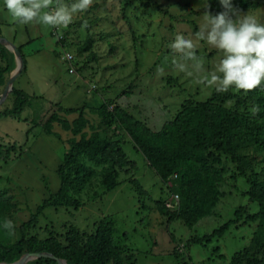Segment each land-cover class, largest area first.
<instances>
[{
  "label": "rangeland",
  "instance_id": "obj_1",
  "mask_svg": "<svg viewBox=\"0 0 264 264\" xmlns=\"http://www.w3.org/2000/svg\"><path fill=\"white\" fill-rule=\"evenodd\" d=\"M153 1L155 5L146 7L145 0H91L86 11L73 14L67 27H59L64 46L54 36L56 27L17 23L0 0L1 38L19 46L26 60V71L18 72L13 85L29 95L18 118H0V143L16 144L12 159L7 163L0 160V193L11 195L13 204L9 212L0 213L3 245L18 241L22 235L39 239L55 235L63 242L71 228L78 231L84 244L99 224H110L123 264H128V258L133 264H232V257L259 231V220L244 217L256 214L259 208L249 200V184L231 158L222 155L225 172L212 214L189 227L158 210L164 205L169 213L174 212L173 200L179 197L170 190L173 182L159 178L123 129L100 122L98 109L104 101H111L157 132L174 119L184 103L205 102L218 92L215 85L197 83L204 76L220 75L216 69L223 53L197 36L207 23V14L202 11L208 3L222 10L218 0ZM61 2L71 6L76 0ZM233 2L237 6V0ZM55 6L53 2L50 8ZM244 14L264 24V4L240 13ZM177 35L193 42L197 61L183 59L170 47ZM88 40L91 46L83 50ZM6 49L13 54V71L16 55ZM66 53L74 57V73L68 72V64L61 60ZM197 62L202 65L200 70L194 66ZM181 64L191 75L180 71ZM6 83L0 86V97ZM228 92L230 108L256 116L257 112H252L256 104L248 92L234 87ZM259 92L264 95L263 90ZM9 95L0 102V111L13 104ZM59 107L81 112L87 121L83 129L87 135L105 131L106 136L121 140L128 165L118 172L117 186L107 191L101 184L103 166L79 157V162L92 167L95 174L79 191L69 192L78 206L39 211L59 190L57 170L69 149V140L80 138L62 130L58 123L52 125L58 136L44 132L43 124L52 113L59 112ZM57 115L69 123L78 117L76 113ZM241 153L249 165L246 173L263 180L264 140L249 143ZM237 210L243 216L235 221ZM6 222L10 226L6 227ZM227 222L232 223L220 236L208 239L212 231ZM261 235L264 240V233ZM198 238L200 241L193 242ZM174 249L181 255L179 262Z\"/></svg>",
  "mask_w": 264,
  "mask_h": 264
},
{
  "label": "trees",
  "instance_id": "obj_2",
  "mask_svg": "<svg viewBox=\"0 0 264 264\" xmlns=\"http://www.w3.org/2000/svg\"><path fill=\"white\" fill-rule=\"evenodd\" d=\"M145 2L146 7L151 3L156 4L153 0H145ZM263 4L264 0H237V7L241 11L255 10ZM219 11L220 8L208 3L202 12L208 15V12L215 14ZM57 41L65 46L63 37L58 38ZM90 46L91 40L86 41L83 50H87ZM16 49L22 59L19 71V74H22L26 71V60L20 47ZM62 57V62L68 64ZM74 62L73 59V67ZM12 63L13 54L0 42V86H4L7 82ZM259 90L264 91V83L248 92L251 101L259 109L255 117L240 114L230 108L227 100L231 96L228 91L217 92L205 102L184 103L174 119L166 122L157 132L150 130L145 123L135 119L111 101H104L98 109V117L102 125H114L123 129L159 178L173 182L170 190L179 197L177 207L172 213H169L164 205H159L158 210L163 215L178 219L189 227L212 214L219 198L218 185L223 181L222 176L225 172L222 155L231 158L239 175L249 184L247 193L249 200L256 203L259 208L256 214L244 216L246 220H259V231L253 235L247 247L232 257V264H264V240L261 235L264 233V179L258 180L256 175L246 173L249 165L246 163V156L241 153L249 143H259L264 140V95ZM9 94L14 102L10 107L0 111V118H18L29 101V95L14 85ZM58 111L52 113L43 124L44 132L58 136L52 131L53 123H58L62 130L71 131L73 136L79 135L80 138L76 140L73 137L69 140V149L65 152L57 170L60 180L59 190L38 208L39 211L51 207L78 206V202L69 192L79 191L86 179L95 174L92 167L79 162V157H86L103 166L100 173L101 184L107 191L117 186L118 172L128 165L121 140L106 136L105 131H93L87 135L83 131L87 121L81 112L74 108L61 109V107ZM60 112L66 116L76 113L78 117L69 123L57 115ZM15 147V143L10 145L0 143V160L4 163L9 162ZM174 175L175 177L171 178ZM12 206V196L2 191L0 213L9 212ZM235 216V221L242 218L241 210H237ZM231 223H224L212 231L208 239L214 235L220 236ZM197 241L200 239H193V242ZM40 253H49L52 257L41 256L32 260L31 264H57L54 258L64 259L67 264H109L112 260L113 264H123V258L114 243L110 224H99L95 232L86 237L84 244L74 228L70 229L63 242L55 235L45 239L25 238L22 235L21 239L14 243L6 245L0 243V264L12 263L25 254ZM174 256L179 262L181 255L175 249ZM127 260H129L128 264H133L132 258Z\"/></svg>",
  "mask_w": 264,
  "mask_h": 264
},
{
  "label": "clouds",
  "instance_id": "obj_3",
  "mask_svg": "<svg viewBox=\"0 0 264 264\" xmlns=\"http://www.w3.org/2000/svg\"><path fill=\"white\" fill-rule=\"evenodd\" d=\"M55 2V8L50 5ZM91 0H76L71 6L64 5L61 0H3V7L11 17L20 24L32 22L52 27H67L73 14L87 10ZM222 10L205 17L204 29L197 33L200 40L221 50L223 53L216 72L204 76L197 81L207 86H216V91L226 92L230 87L243 90L245 93L256 89L264 83V24L234 5L233 0H218ZM183 59L197 61L194 44L191 40L177 35L170 45ZM197 70L202 65L197 62ZM180 71L186 72V66L179 65ZM259 109L252 108L256 113ZM6 227L10 222H6Z\"/></svg>",
  "mask_w": 264,
  "mask_h": 264
},
{
  "label": "water",
  "instance_id": "obj_4",
  "mask_svg": "<svg viewBox=\"0 0 264 264\" xmlns=\"http://www.w3.org/2000/svg\"><path fill=\"white\" fill-rule=\"evenodd\" d=\"M0 42L5 47L10 48L14 52V54L16 55L15 56L16 66H15V69L13 71H10V75H9L8 81L6 83L4 93L0 97V102H1L12 91L14 79L16 78L18 72L20 71L21 65H22V59H21L20 53L18 52V50L16 49V47L14 45H12L7 40H5L1 37H0ZM41 256L52 257V255L49 253L25 254L22 257H20L18 260L14 261L12 263H9V264H23L27 259H36V258L41 257ZM54 259L57 261V264H67L64 259H57V258H54Z\"/></svg>",
  "mask_w": 264,
  "mask_h": 264
},
{
  "label": "built area",
  "instance_id": "obj_5",
  "mask_svg": "<svg viewBox=\"0 0 264 264\" xmlns=\"http://www.w3.org/2000/svg\"><path fill=\"white\" fill-rule=\"evenodd\" d=\"M53 30H54V33H55L54 36H56L57 38H61V37H63V35H62L61 30H60L59 27H56V28H54ZM62 59L68 63V66H69L68 71H69L70 73H74V70H75V69H74V67L72 66V60L74 59L73 55H71L70 53H66V54L62 57ZM173 202H175V205H173V206H174V207H175V206L177 207L178 199H175V198H174ZM174 209H175V208H174Z\"/></svg>",
  "mask_w": 264,
  "mask_h": 264
},
{
  "label": "crops",
  "instance_id": "obj_6",
  "mask_svg": "<svg viewBox=\"0 0 264 264\" xmlns=\"http://www.w3.org/2000/svg\"><path fill=\"white\" fill-rule=\"evenodd\" d=\"M0 22H3V20L1 19V14H0ZM1 31V30H0Z\"/></svg>",
  "mask_w": 264,
  "mask_h": 264
}]
</instances>
